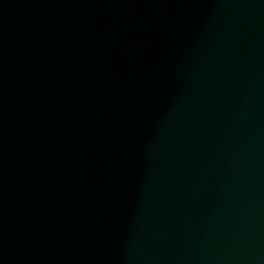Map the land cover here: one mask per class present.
I'll return each instance as SVG.
<instances>
[{"label": "water", "instance_id": "water-1", "mask_svg": "<svg viewBox=\"0 0 264 264\" xmlns=\"http://www.w3.org/2000/svg\"><path fill=\"white\" fill-rule=\"evenodd\" d=\"M0 264H264V0H0Z\"/></svg>", "mask_w": 264, "mask_h": 264}]
</instances>
